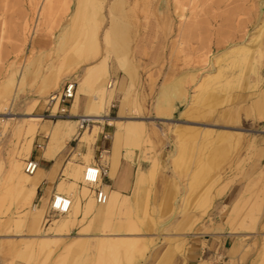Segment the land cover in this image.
<instances>
[{
    "label": "rangeland",
    "instance_id": "1",
    "mask_svg": "<svg viewBox=\"0 0 264 264\" xmlns=\"http://www.w3.org/2000/svg\"><path fill=\"white\" fill-rule=\"evenodd\" d=\"M113 19L122 25L120 33L111 30ZM243 47L248 61L234 63ZM103 60L111 69L107 80L125 77L123 89H115L110 100L115 106H108L112 121L103 131L110 133L111 146L106 148L113 153L115 134L128 122L143 124V134L115 140L121 154L112 167L116 171L122 161L134 159L132 175L138 163L152 168L148 175L140 173L138 188L126 192L133 197L125 195L119 210L118 195L110 192L115 200L105 213L97 214L99 205L89 204L69 231L58 233L36 215L39 196L21 192L10 179L12 163H24L25 140L9 127L0 139V232L19 238L5 245L4 264H147L151 252L165 254L178 245L187 250L200 231L217 229L233 238L224 264H264V0H0V114H5L0 118L14 123L28 114L44 117L52 132H40L35 142L43 143L42 156L52 149L55 164L63 148L60 121L67 117L46 116L47 100L74 80L77 94L86 93L92 101L97 87L87 81L88 68ZM243 66L248 70L242 81L236 77ZM55 79L58 86L43 95L45 83ZM224 80L228 90L234 89L208 99V88ZM172 87L180 96L168 112L160 99ZM257 101L263 105L255 106ZM85 131L75 128L67 141L64 157L69 159L59 165L53 190L66 179L69 161L85 151L83 146L74 151ZM101 151L97 145L95 160L108 165ZM81 177L68 179L66 188L82 191ZM235 187V195L242 189L235 205L221 202ZM29 217L42 223L40 233L30 232ZM134 226L136 233L129 231ZM30 234L40 241L23 238ZM129 234L141 241L139 250L99 247L102 236ZM165 262L162 257L158 263Z\"/></svg>",
    "mask_w": 264,
    "mask_h": 264
},
{
    "label": "bare ground",
    "instance_id": "2",
    "mask_svg": "<svg viewBox=\"0 0 264 264\" xmlns=\"http://www.w3.org/2000/svg\"><path fill=\"white\" fill-rule=\"evenodd\" d=\"M47 11H48V6L44 7L42 11V15L44 17L47 14ZM119 23L113 19L112 24H111V30L113 31V33H120V31L123 29L122 25H120ZM110 34L111 33H109L108 31L105 33L104 39L106 41L109 40ZM96 36H94L95 41H97ZM94 45L96 44L94 43ZM245 49L246 48L243 47L236 52L235 58H233L234 63H237L238 61H240V63L241 62L246 63L248 61L250 53L248 50H245ZM90 52L86 53L87 56H89ZM255 54H258L256 59H257V62H260L261 55L259 52V48H257ZM230 62L232 61L230 60ZM247 70H248V66H247ZM247 70H246V67L243 66V68L239 71V74L236 78L240 80V78L242 77V81H243L244 77H246L247 75L246 74ZM87 75H88V78H87L88 83L96 85L97 95L94 96L95 98L89 102L88 101L89 97L86 93L77 94V90H78V87H77L76 94H75V97L71 105L70 114L66 118V120L68 119L72 121L75 125V127L71 130L72 133L74 132V129L77 128V116H90L91 118H93L94 123L84 128L82 131H85V130L86 131L78 139V148L83 146L85 148V152L82 153L81 151H79L78 157L72 158L69 161V163L66 166V169L63 172L64 174L63 176H65L66 179L64 180L62 179L63 181L61 180V183L58 186V188H55L51 192V195L60 193V194H65L66 196L70 197L71 199L70 209L64 214H59V217L51 218L52 215L47 210V206L45 204L47 200L43 199V202L41 203V205L40 206L36 205L35 207L36 215L43 217L42 220L44 221V223H49V225H51L50 229L58 233L69 231L71 225L78 222L80 220V217H82L85 214V210L87 209L86 207L89 204H91L94 207L96 205L92 197V189L88 185L85 184L84 189L82 191L77 190V189L76 191L75 189H73L74 185L73 187H70L68 185L69 187L66 188L67 187L66 183H68V179L71 180L70 178H73L74 181H76L75 179H79L82 176V169L84 168L86 164L91 163V162H96L95 153H94L95 146L97 144V136L99 135V131L102 128V127L101 128L99 127V124L104 123V121L107 119L106 114L109 112L108 106L110 104V99H111L110 97L113 94V92H107V90H112L114 88V85L116 84L114 80L111 81L112 79L107 80L108 75H110V70L105 60H103V62H101L100 64H97V65H94L88 68ZM233 79L234 78H232V80ZM105 81H106V89L103 86ZM110 81H111V85L109 84ZM56 82L57 80L55 79V80H50L49 82L45 83L42 89L43 90L42 94L43 95L47 94L49 91V88H51V85H55V87H57L58 83ZM124 100L125 99L123 98V102ZM56 108H57V103L53 105V112L56 110ZM0 115H5V114H0ZM10 115L12 116L14 114H10ZM0 119H1L0 124H2L3 126V129L0 128L2 135L6 131H8L10 127L11 134L15 136L18 135L25 140L23 148H22V157H23L24 162L26 159L32 156V152L35 148V141H36L37 134H39L40 132L51 133L53 129V126H51L48 123V121L44 122V117L38 116V115L28 114L24 117L23 121L14 122V123H12L13 118L8 117V116H6V118H0ZM56 119L58 120L62 118H56ZM110 121H112V117L111 119H109V124H110ZM138 122H128V124L125 123L126 126L123 124L124 130L120 129L119 132L115 134L114 139L115 140H123V139L127 140L133 135L143 134V124H140ZM117 123L120 126L119 128L123 127L122 125L123 121L117 120ZM51 150L52 149H48V151H46V153L43 154V158L50 160ZM106 153H109V155H107ZM100 158H102L103 160H105L104 158H107L110 164V152L108 150L102 151ZM23 164L24 163L22 162L21 159L20 160L18 159L12 163V166L10 168V179L16 184L17 187L21 189V192L24 190H28L31 193L30 195H35L37 192L38 184L41 180L40 175H39L41 173V169H39V166H38L37 170L33 174H27L24 172V170L22 171ZM109 170L110 169H107L108 174L110 173ZM247 186L248 187L246 191H248L252 187L251 181L249 182ZM114 200H115L114 197H111V195L109 194L107 202L97 207V210H96L98 211L97 214L101 215L105 213L106 212L105 210L109 208L110 203H112ZM133 230L134 231L137 230V232L139 231L137 228H135V226L134 228H130L129 231L136 233ZM232 231L236 232L237 227L236 228L232 227ZM135 236L136 234L128 236V237L120 236L118 237L119 239H117V237H115L116 239H112L109 236H102L99 238L101 239L99 240L100 241L99 247L100 249L106 247L109 250H118V251L119 249L121 250L122 248L125 251H130V252L134 250H139L141 241L135 238ZM48 243H49L48 241L42 242L43 245H48Z\"/></svg>",
    "mask_w": 264,
    "mask_h": 264
},
{
    "label": "crops",
    "instance_id": "3",
    "mask_svg": "<svg viewBox=\"0 0 264 264\" xmlns=\"http://www.w3.org/2000/svg\"><path fill=\"white\" fill-rule=\"evenodd\" d=\"M110 79H112V81L114 80L116 84L114 85V88L112 90H107V92L114 93L115 89H117V92L123 89L124 83H125L124 76H119L117 77V79L114 78V76H112V78ZM225 82H226L225 80L220 82L221 84L220 87L217 86L216 84L214 85V87L208 88V99L214 98L217 95L216 93L218 92L229 93L231 92L232 88L234 89L235 86H233L230 90H228V87L224 86ZM104 87L106 89V84ZM170 90L171 91H168L169 95L167 94L168 92L166 93V95L164 93V95L162 96V99H160L161 100L160 102H162L160 104L163 105V107L165 106L168 112H171L172 109L174 108L175 98H178L180 96V95L176 96V94H180L177 91L176 87L174 88L172 87ZM172 91L174 93L173 96H172L173 94ZM238 91H240V88L238 89ZM240 92H243V91H240ZM253 93H256V92H253ZM112 96L113 94L111 95L110 98H112ZM257 105L259 107V106H262L263 104L261 101H257L255 102V106ZM70 109L71 107H69V111ZM119 110H118V113H119ZM60 122H61L60 123L61 129L64 132L63 140H62L63 142L61 143L63 148L61 149L62 151L61 153H58L57 155L54 156L53 160H56V164L52 160L43 158V156L39 154L38 149H34L32 152V156H31L32 158L38 161L39 169H41V173L39 175L42 181L40 180L38 187H37V192H36V195L39 196L38 199L40 200L41 203L43 202V199L48 200L49 197L52 196L51 192L53 191V187L54 185H56L57 181L60 178V177L58 178L59 170L57 169L59 165H61V163H65V161L69 159V158L64 157V151L67 147L66 146L67 141H69L72 137L73 133L71 132V130L75 127V125L70 120H61ZM114 131L111 133L112 135L114 134ZM117 144L118 142H116L114 139V142H112V147H111L113 148L114 146L113 153L110 152V149H107L111 146V144L104 138H101L99 140V144L97 143L96 146L99 145L102 151L108 150L110 152V160H112L110 164L108 165V169H110L109 170L110 173L109 174L107 173L105 176H103L102 184L104 188H108L107 189L108 194L110 192L117 193L118 197L116 201H117L118 210H119L127 199L125 195L133 197V194L132 195L127 194L126 192H128L130 188L132 190L138 188V180L140 178V173H144L145 175H148L152 167L150 165L146 168H143L140 166V163H138L139 166L136 167V170L134 171L132 175L133 164H134V161H133L134 159H132L129 162L122 161L120 168L114 171V168L112 167V165L118 164L119 159H120L119 155L121 154L119 151L120 148H118ZM77 148H78V140H77V147L74 149V151ZM115 149H117L118 155L117 157L114 158L113 155H114ZM84 152L85 151H83L82 153ZM132 176H133V179H132ZM236 188L237 187H235V189H233L231 192L228 191L225 194V196L221 198V202L222 201L229 202L232 200L231 207L235 205V203L238 201L240 194L242 192V189H241L238 195H235L237 192ZM29 221L31 224L30 232L40 233L42 223L38 219H35L34 217H29ZM29 221H28V231H29ZM127 236H131V234ZM18 238L19 236L15 233L5 234L3 232H0V264H4V260H5L4 251L6 248L5 245L10 244V243L12 245V243L16 241ZM23 238L30 239V240L34 238H38V240L40 241V237L36 234H30L28 236H24ZM30 240L26 242L27 245L32 244V241ZM232 246H233V238H232L231 232L229 233V231H223L221 229H217L216 231H213V232L211 231L209 233H205V232L203 233L202 231H200L198 233L197 240L193 241L190 248H188L187 250L183 249L182 245L176 246L174 249H172L171 251L165 254L163 253V250L161 249L157 251L155 250L151 252L149 259L147 260V264H159L158 263L159 259L162 257H165V260H166L165 264H224L225 262H227L228 258L230 257Z\"/></svg>",
    "mask_w": 264,
    "mask_h": 264
},
{
    "label": "built area",
    "instance_id": "4",
    "mask_svg": "<svg viewBox=\"0 0 264 264\" xmlns=\"http://www.w3.org/2000/svg\"><path fill=\"white\" fill-rule=\"evenodd\" d=\"M112 81V80H111ZM111 81L109 84L111 85ZM77 90V82L74 80H67L63 83L61 89L56 93L49 96L50 100L47 103L46 116L51 118L56 117H68L70 114L69 107L73 102ZM57 103V108L53 112V105ZM115 104L111 102L110 108L114 107ZM112 116L110 114L107 116V119L102 124V137L107 139L110 137V133L104 132V126H110L109 119ZM94 123L93 118L90 116H77V129L83 130L90 124ZM2 137L0 130V139ZM46 137V136H45ZM43 146L41 142H35V148L40 149ZM38 168V161L30 157L25 160L23 165V170L27 174H33ZM108 166L103 163V161H96L88 163L82 169V181L92 189V197L94 202L98 205L105 204L108 200V192L103 187L102 179L103 176L107 174ZM38 201L35 203L38 205ZM47 210L50 212L64 214L66 213L71 206L70 197L65 194H52V196L46 201Z\"/></svg>",
    "mask_w": 264,
    "mask_h": 264
}]
</instances>
